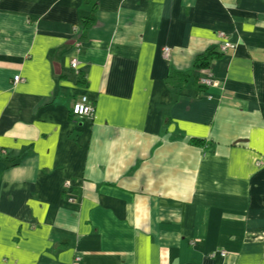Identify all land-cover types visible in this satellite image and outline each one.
Wrapping results in <instances>:
<instances>
[{
  "label": "crops",
  "instance_id": "obj_1",
  "mask_svg": "<svg viewBox=\"0 0 264 264\" xmlns=\"http://www.w3.org/2000/svg\"><path fill=\"white\" fill-rule=\"evenodd\" d=\"M75 258L264 264V0H0V264Z\"/></svg>",
  "mask_w": 264,
  "mask_h": 264
},
{
  "label": "built area",
  "instance_id": "obj_2",
  "mask_svg": "<svg viewBox=\"0 0 264 264\" xmlns=\"http://www.w3.org/2000/svg\"><path fill=\"white\" fill-rule=\"evenodd\" d=\"M233 47L231 43L229 42H224L221 44V51L224 52L226 49ZM162 53L164 56H167L169 53L168 48H163ZM70 67L71 69L75 70L77 67V60L73 59L70 61ZM203 76L199 79V84L204 87H212L216 88L218 87V83L212 79L211 74L207 72V70L202 71ZM22 79L19 77V75L13 76V84H17L21 82ZM94 114V107L92 106L91 103L88 102L86 96H82L74 105L72 108V115L75 118H83V117H89L91 118ZM65 189L70 188V182H65L64 185ZM74 199L69 195L68 201L72 202ZM220 255L221 257L226 256V252L224 251H214L212 252L209 257H214L215 255ZM74 264H77L79 259L75 258Z\"/></svg>",
  "mask_w": 264,
  "mask_h": 264
},
{
  "label": "trees",
  "instance_id": "obj_3",
  "mask_svg": "<svg viewBox=\"0 0 264 264\" xmlns=\"http://www.w3.org/2000/svg\"><path fill=\"white\" fill-rule=\"evenodd\" d=\"M218 54L219 53L214 49H209L203 54L197 56L193 64L194 69H196V71L207 69L211 63V60L217 57ZM180 76H184L185 78L187 77V75L181 74V75H177L176 78H179ZM195 143L198 144V142Z\"/></svg>",
  "mask_w": 264,
  "mask_h": 264
}]
</instances>
